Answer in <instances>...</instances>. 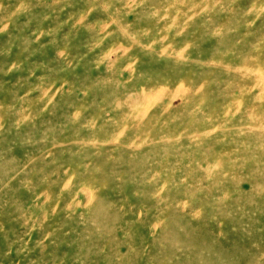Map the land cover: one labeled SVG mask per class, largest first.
<instances>
[{
	"label": "rangeland",
	"instance_id": "1",
	"mask_svg": "<svg viewBox=\"0 0 264 264\" xmlns=\"http://www.w3.org/2000/svg\"><path fill=\"white\" fill-rule=\"evenodd\" d=\"M0 264H264V0H0Z\"/></svg>",
	"mask_w": 264,
	"mask_h": 264
}]
</instances>
